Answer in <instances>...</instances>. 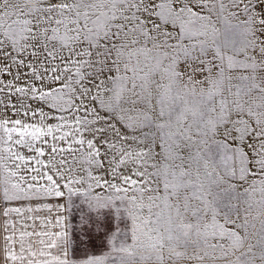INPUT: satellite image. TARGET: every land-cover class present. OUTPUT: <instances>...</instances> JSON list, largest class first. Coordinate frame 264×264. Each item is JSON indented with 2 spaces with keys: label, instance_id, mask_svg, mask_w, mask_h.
<instances>
[{
  "label": "snow or ice",
  "instance_id": "obj_1",
  "mask_svg": "<svg viewBox=\"0 0 264 264\" xmlns=\"http://www.w3.org/2000/svg\"><path fill=\"white\" fill-rule=\"evenodd\" d=\"M0 264H264V0H0Z\"/></svg>",
  "mask_w": 264,
  "mask_h": 264
},
{
  "label": "crops",
  "instance_id": "obj_2",
  "mask_svg": "<svg viewBox=\"0 0 264 264\" xmlns=\"http://www.w3.org/2000/svg\"><path fill=\"white\" fill-rule=\"evenodd\" d=\"M7 79V77H5ZM67 196L60 200V203H65L67 201ZM51 203L55 204L57 201L52 200ZM89 210L87 205L84 203V197L81 195H73L71 201L67 204V208L64 211L63 215L65 216V223L67 230L70 234L79 235L81 229V216L82 214H88ZM107 213V215H105ZM41 215H48L47 211L42 212ZM54 215V213H53ZM91 220L88 225V229L91 235L95 238L94 244L88 245L87 251L78 250L76 256L80 259H83L85 255H99L105 249L101 247V239L103 234L108 232L110 229L115 230L116 227L124 228L125 222L118 219L113 212L102 210V212L97 216L96 213H91Z\"/></svg>",
  "mask_w": 264,
  "mask_h": 264
},
{
  "label": "rangeland",
  "instance_id": "obj_3",
  "mask_svg": "<svg viewBox=\"0 0 264 264\" xmlns=\"http://www.w3.org/2000/svg\"><path fill=\"white\" fill-rule=\"evenodd\" d=\"M76 195H79V194H76ZM82 196V195H81ZM106 212L109 211L108 209H104ZM113 212V214L115 213V209H112L111 210ZM110 212V211H109Z\"/></svg>",
  "mask_w": 264,
  "mask_h": 264
}]
</instances>
